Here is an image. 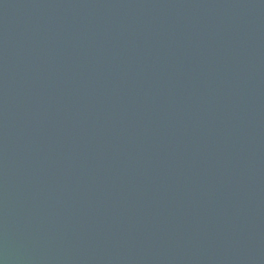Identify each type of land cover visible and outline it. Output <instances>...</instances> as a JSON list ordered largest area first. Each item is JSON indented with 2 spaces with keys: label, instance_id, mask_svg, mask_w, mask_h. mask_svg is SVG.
Listing matches in <instances>:
<instances>
[{
  "label": "water",
  "instance_id": "1",
  "mask_svg": "<svg viewBox=\"0 0 264 264\" xmlns=\"http://www.w3.org/2000/svg\"><path fill=\"white\" fill-rule=\"evenodd\" d=\"M0 264H264V0H0Z\"/></svg>",
  "mask_w": 264,
  "mask_h": 264
}]
</instances>
